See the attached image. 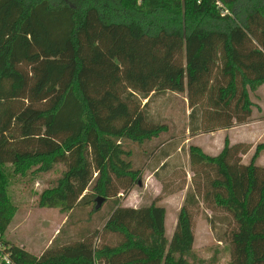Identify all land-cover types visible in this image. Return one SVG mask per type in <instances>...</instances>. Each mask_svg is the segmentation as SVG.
<instances>
[{"label":"trees","instance_id":"1","mask_svg":"<svg viewBox=\"0 0 264 264\" xmlns=\"http://www.w3.org/2000/svg\"><path fill=\"white\" fill-rule=\"evenodd\" d=\"M262 84L264 0H0V233L10 174L32 166L64 167L39 207L66 220L88 208L76 237L56 235L40 255L4 241L14 263L216 264V253L193 250L191 208L202 200L233 220L227 264H264V142L248 163L246 143L224 138L216 155L189 146L203 183L187 191L170 237L164 206L120 205L141 175L125 142L168 131L144 109L153 96L185 93L190 133H209L249 120ZM104 234L118 242H93Z\"/></svg>","mask_w":264,"mask_h":264},{"label":"rangeland","instance_id":"2","mask_svg":"<svg viewBox=\"0 0 264 264\" xmlns=\"http://www.w3.org/2000/svg\"><path fill=\"white\" fill-rule=\"evenodd\" d=\"M251 100L257 105L252 114L253 119L257 120L247 126V130L258 135L259 138L254 141L256 146L264 142V91L257 89L251 93ZM144 109L150 121L165 123L168 131L144 145L125 142L126 147L132 151L134 167L141 168V175L139 183L130 192L121 194L120 205L139 208L155 202L164 206L165 229L170 237L187 191L195 184L203 183L202 170L190 164L189 146L196 143L210 145L213 149L209 152L216 153L224 145V138L229 142L241 140L243 127H236L231 133H218L215 130L216 133L211 136H208L211 132L191 134L190 108L185 93L168 91L155 95ZM252 153L254 148L246 158L242 157V161L248 163ZM262 155L260 160L264 161V153ZM9 167L13 169V166ZM35 168L32 166L25 175L10 174L7 185L9 223L3 233V240L39 255L50 246L56 235L60 241L76 237L86 227L84 219L88 208L75 213L72 211L66 220L68 212L60 211L59 208L39 207V193L54 184L64 167L56 164L49 172H38ZM195 171L199 173L194 175ZM111 205L109 201H103L101 212L108 214ZM191 212L195 254L209 260L216 253V264H227L230 259L227 233L234 225L230 215L211 205L207 207L202 200L191 208ZM59 230L61 232L58 233ZM100 236L93 237V242L114 245L119 239L110 234Z\"/></svg>","mask_w":264,"mask_h":264},{"label":"crops","instance_id":"3","mask_svg":"<svg viewBox=\"0 0 264 264\" xmlns=\"http://www.w3.org/2000/svg\"><path fill=\"white\" fill-rule=\"evenodd\" d=\"M264 91V84H262L261 86H259L258 90L262 92V90ZM253 114V113H252ZM257 119H253V116L251 115V117L249 118V120H247L245 123H242V124H238L237 126H232L228 129H221V130H217L216 132L220 133V132H229L231 133V131L236 128V127H243V137L241 140H238V141H235V140H231L229 143L230 144H234V143H246L248 145H250V148L249 150L244 154L242 155V157L246 158L247 155L249 154V152H251L253 150V148H255V139L259 138L258 135L255 133H251L250 131L247 130V126H249L250 124L252 123H255ZM216 132H211L208 134V136H211V134H214ZM185 134H188V133H185ZM262 137V136H261ZM189 140L192 139V138H188ZM195 146H198L203 152L209 154V155H216L221 149L223 146H221L217 151L216 153H211L209 152L210 150L213 149V146H208V145H205L203 146L202 144L200 143H196L194 144ZM264 153V150L260 153L258 159H257V164L261 165V166H264V161L260 160V158L263 156L262 154ZM253 154V153H252ZM252 156V155H251ZM263 158V157H262ZM243 160V159H242ZM244 163V162H243ZM177 218V217H176ZM41 254V253H40ZM39 254V255H40Z\"/></svg>","mask_w":264,"mask_h":264},{"label":"built area","instance_id":"4","mask_svg":"<svg viewBox=\"0 0 264 264\" xmlns=\"http://www.w3.org/2000/svg\"><path fill=\"white\" fill-rule=\"evenodd\" d=\"M0 263L3 264H15L12 260L8 247L3 240V235L0 233Z\"/></svg>","mask_w":264,"mask_h":264},{"label":"water","instance_id":"5","mask_svg":"<svg viewBox=\"0 0 264 264\" xmlns=\"http://www.w3.org/2000/svg\"><path fill=\"white\" fill-rule=\"evenodd\" d=\"M104 201V199L102 197H97L96 198V206L97 208L101 206L102 202Z\"/></svg>","mask_w":264,"mask_h":264}]
</instances>
